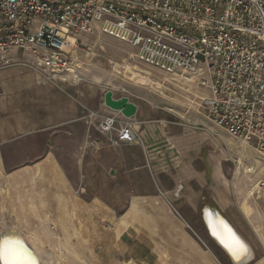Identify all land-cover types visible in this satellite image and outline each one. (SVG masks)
<instances>
[{"label": "rangeland", "instance_id": "1", "mask_svg": "<svg viewBox=\"0 0 264 264\" xmlns=\"http://www.w3.org/2000/svg\"><path fill=\"white\" fill-rule=\"evenodd\" d=\"M78 42L73 71L65 77L49 76L28 53L18 54L10 67L0 71V128L6 124L24 128L18 135H12L11 141L0 139V233L3 229L21 227L37 249L41 264H189L169 254L165 257L163 237L147 232L149 227L158 229L164 224L185 226L197 232L205 249L212 248L215 243L202 221V210L211 201L205 191L198 196L197 209L192 210L186 203L183 189L179 194V187L174 189L171 197L163 196V191L151 178L141 180L136 188L131 183L117 187L109 175L99 178L96 172V179L93 178L87 187L84 185L81 164L85 151L96 150V140L103 137L97 125L106 93L112 92L115 99L129 98L139 105L147 122L165 126L166 130L174 128L207 134L204 158L208 154H219L221 173L232 184L246 187L248 199L264 201L263 197L261 199L264 190L257 187L259 180L255 182L251 177L258 172L264 177L261 172L264 165L256 162L260 156L243 150L238 141L207 119L200 107L198 90L142 65L127 44L107 35L82 36ZM143 78L149 80L148 84H144ZM81 125L87 127V133L93 138L82 140ZM212 139L218 142L216 146L211 145ZM5 141L15 145L7 153L2 152ZM239 151L247 152L246 167L252 164L255 175L242 174V168L238 173ZM51 161L66 169L71 179L76 177L80 182L77 187L68 189L65 224L49 212L44 213L45 219L46 216L52 219H47V230L39 231L38 220L26 209L34 206L28 196L30 187L19 188L15 194L19 208L16 219L12 217L16 214H11L5 202L11 190L5 188V179L15 171H26L28 167ZM84 206H91L92 216L90 231L85 232L83 220L74 219L76 211L82 212ZM181 207L187 210L186 214ZM230 222L245 240L253 238L250 235L253 229L247 221ZM110 224L117 228L114 236H108L115 232ZM256 255L251 264H264V259ZM217 256L219 264H232L224 252Z\"/></svg>", "mask_w": 264, "mask_h": 264}, {"label": "built area", "instance_id": "2", "mask_svg": "<svg viewBox=\"0 0 264 264\" xmlns=\"http://www.w3.org/2000/svg\"><path fill=\"white\" fill-rule=\"evenodd\" d=\"M86 35L118 39L140 63L206 90L207 119L264 161V0H0V71L20 51L65 77ZM99 118L112 146L139 140L134 119ZM257 186L264 190V178Z\"/></svg>", "mask_w": 264, "mask_h": 264}, {"label": "crops", "instance_id": "3", "mask_svg": "<svg viewBox=\"0 0 264 264\" xmlns=\"http://www.w3.org/2000/svg\"><path fill=\"white\" fill-rule=\"evenodd\" d=\"M20 53L23 52L16 51L14 55L17 56ZM199 92L201 94L200 100L208 95L206 90H199ZM130 101L138 107V113L135 117L137 122L135 120L134 122L138 126L136 127L138 129L139 140L132 145L114 147L109 144L106 137L103 135V137H99L96 140V150L90 149L85 151L83 163L81 164V175L84 185L87 187L88 184L93 182V178L96 179V172L99 178L109 175L117 187L129 186V183H131L130 185L136 188L139 186L141 180L145 181L151 178L156 183L158 189L163 191V196L167 195L171 197L174 189L182 187L186 203L192 210L197 209L199 204L198 196L203 195L205 191L210 197V205L218 208L233 223L240 220L247 221L253 229V233H250L253 238L251 237V239L246 241L254 253H257L256 256L260 255L264 259V233L262 232L264 226V201L248 199L244 191L246 187L241 188L238 185L232 184L227 176L221 173L223 168L221 165L219 166L221 162L218 158L219 154H208L204 158V143L208 141L209 136L207 134L204 135L200 131H182L174 128L166 130L165 126L162 127L160 124L149 123L147 122V117L140 112L139 105L132 100ZM99 113L100 117L114 114L106 106L100 108ZM81 127L82 140L85 141L93 138L92 134L87 133L86 126L81 125ZM23 130L24 128L20 125L13 126L6 124V126L0 128V139L8 141ZM233 140L238 141L235 138ZM6 141V145L4 144L2 151L4 153H7L12 146H15L14 144L9 145ZM238 142L239 146L244 148L243 150L247 149L246 151L250 153L255 152L244 146L240 141ZM211 143L212 146L218 144L213 139ZM242 152L239 151L238 155L241 159V167L237 166L236 170L240 173V169L242 168V174L248 175L245 172L248 154L245 151L244 153ZM256 162L264 165V161L260 158H256ZM248 164L247 166L254 167L252 164ZM261 172H264V167ZM251 177L257 182L263 176L258 172L255 177ZM5 180V188L11 189L10 198L5 202L8 203L11 214H16L12 215L16 219L19 208L15 194L19 188L24 186L30 187L28 196L31 198V203L34 206H32V209L28 207L26 209L33 213L34 219L38 220V224L36 225L39 231L45 228L46 230L48 229L49 221L47 219H52L51 216L58 219V222L61 219L62 224H65L63 218L65 207L68 204V189L69 187H77L80 182L76 177L71 179L66 169H63L52 161L28 167L26 171H15L8 175ZM261 195V199L262 197L264 198V195ZM5 198L8 197L5 196ZM90 207L84 206L82 212L76 211L77 215L74 216L76 220H83V231H90L91 228L92 216ZM181 211L184 214L187 212L182 207ZM44 213H48L51 216H46L47 219H45ZM129 221L126 220L125 222ZM142 225L144 226L143 223ZM14 228L23 234L21 227L19 229L18 226H14L10 230ZM110 228L115 232L108 236H114L117 228L113 224H110ZM140 230L144 231L143 228ZM142 233L145 234L146 231ZM147 233L163 237V252L165 257L169 254L171 258L174 256L182 261L185 260L189 264H219L220 260L217 254L223 252L219 246L212 241L215 243L211 245L212 248L205 249L199 242L197 232L188 227H169L164 224L163 227H158V229L149 227V232ZM24 237L27 239L25 235ZM27 241L30 243L29 239Z\"/></svg>", "mask_w": 264, "mask_h": 264}, {"label": "water", "instance_id": "4", "mask_svg": "<svg viewBox=\"0 0 264 264\" xmlns=\"http://www.w3.org/2000/svg\"><path fill=\"white\" fill-rule=\"evenodd\" d=\"M105 106L113 112L121 113L129 120L134 119L138 113L137 105L132 103L129 98L115 99L114 94L110 91L105 95ZM202 221L207 233L234 263L243 264L250 260L251 250L246 244L247 241L218 208L211 205L205 206L202 210Z\"/></svg>", "mask_w": 264, "mask_h": 264}, {"label": "bare ground", "instance_id": "5", "mask_svg": "<svg viewBox=\"0 0 264 264\" xmlns=\"http://www.w3.org/2000/svg\"><path fill=\"white\" fill-rule=\"evenodd\" d=\"M142 80L144 81V84H148L149 82V80L146 78H143ZM181 190L182 188L179 187L178 194L181 192ZM209 237L215 242V240L210 235ZM246 244L251 250V258L247 263L243 264H251L255 258V253L254 251H252L253 249H251L250 245L247 242ZM225 255L232 264H236L228 257L226 253ZM30 258H34L37 264H41L40 256L36 248H34L27 241V239L19 230L3 229L0 233V264H28ZM234 260L236 261L237 259Z\"/></svg>", "mask_w": 264, "mask_h": 264}, {"label": "snow or ice", "instance_id": "6", "mask_svg": "<svg viewBox=\"0 0 264 264\" xmlns=\"http://www.w3.org/2000/svg\"><path fill=\"white\" fill-rule=\"evenodd\" d=\"M28 264H37L34 258H30Z\"/></svg>", "mask_w": 264, "mask_h": 264}]
</instances>
